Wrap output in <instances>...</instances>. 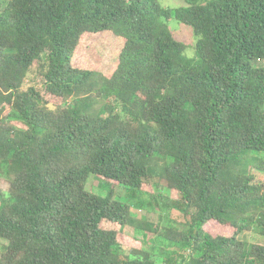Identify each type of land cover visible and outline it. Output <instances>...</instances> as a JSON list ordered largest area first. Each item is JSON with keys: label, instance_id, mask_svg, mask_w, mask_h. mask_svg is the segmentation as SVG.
<instances>
[{"label": "trees", "instance_id": "1", "mask_svg": "<svg viewBox=\"0 0 264 264\" xmlns=\"http://www.w3.org/2000/svg\"><path fill=\"white\" fill-rule=\"evenodd\" d=\"M185 1H0V264H264L242 239L264 236V0ZM99 37L120 40L118 62L77 68ZM35 66L43 90L26 88Z\"/></svg>", "mask_w": 264, "mask_h": 264}, {"label": "rangeland", "instance_id": "2", "mask_svg": "<svg viewBox=\"0 0 264 264\" xmlns=\"http://www.w3.org/2000/svg\"><path fill=\"white\" fill-rule=\"evenodd\" d=\"M157 2L161 6L167 9H177V8H182V7L187 6L185 0H157ZM169 25H170V29L173 31L174 35L176 36L178 40L185 43L187 46H192L195 44V37L190 27L184 25L183 23L179 22L176 19H172L169 22ZM99 38H100L99 42L95 45L92 44L91 42L85 43L86 38L84 39L85 41L82 43V45L79 47L78 51L76 52V56L74 60L75 66L77 68L85 69V70L89 69V70L105 71L106 68L111 69L113 66H115V63L118 62L119 53L123 47L120 40H117L111 37H99ZM189 51L191 53L189 54V56L191 55L190 57L193 58L195 56V52L194 51L191 52V49H189ZM112 58H114V61L111 62L110 64V59ZM29 86H36V87H39V89L43 90V87L41 86V79L37 71V66L33 68L32 72L30 73L29 78L27 79L26 88ZM49 101L52 107L60 106L62 104L61 102H63L59 98H49ZM16 125L21 126L19 124H16ZM254 173L258 178L264 179L263 173H259L255 170H254ZM95 181L96 180L93 179L91 183L93 182L94 183L89 185L91 187L92 185L95 186V190L93 191V193L100 195V196H107L110 188L105 186L100 180H97L96 183ZM116 198L133 206L132 212L135 217L140 218V219L143 217H146L148 218L149 221L158 222L157 214L160 213L161 211L158 210L157 214H154L153 212L155 211L154 208L152 209L150 206H147L146 203H141V201L146 200L144 196L139 195V194L133 196L131 194L125 193V191L118 190V194ZM175 219L177 220L179 218L175 216ZM166 221L168 222V220ZM105 224L109 228H116V229L119 228V226L117 225H112L109 223L108 224L105 223ZM208 230L214 232L217 235L226 236V235L232 234V232H229L227 228L218 226L216 224L210 225L208 227ZM126 234L128 236H131V238H134L135 240L136 239L143 240V241L145 240L146 245H144L145 247L144 249L147 251H151L155 253V252H158V249H160L161 246L165 247L166 250L169 247L167 245H161L160 243L155 242V236L145 231L128 230ZM242 239L252 244L264 245V236H262L260 232L257 230L251 231L249 233H245L242 236ZM6 244H7L6 241L0 240V247Z\"/></svg>", "mask_w": 264, "mask_h": 264}]
</instances>
